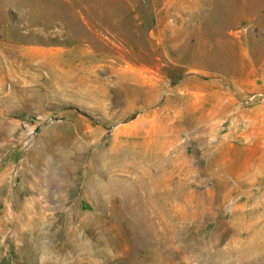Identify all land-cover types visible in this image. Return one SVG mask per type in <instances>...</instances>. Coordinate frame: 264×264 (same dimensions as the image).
<instances>
[{
    "label": "rangeland",
    "instance_id": "rangeland-1",
    "mask_svg": "<svg viewBox=\"0 0 264 264\" xmlns=\"http://www.w3.org/2000/svg\"><path fill=\"white\" fill-rule=\"evenodd\" d=\"M0 264H264V0H0Z\"/></svg>",
    "mask_w": 264,
    "mask_h": 264
}]
</instances>
